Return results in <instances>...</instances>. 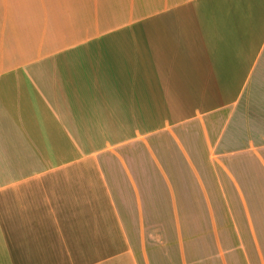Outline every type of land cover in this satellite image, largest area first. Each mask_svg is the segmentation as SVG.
Masks as SVG:
<instances>
[{
  "label": "crops",
  "instance_id": "crops-1",
  "mask_svg": "<svg viewBox=\"0 0 264 264\" xmlns=\"http://www.w3.org/2000/svg\"><path fill=\"white\" fill-rule=\"evenodd\" d=\"M245 157L264 0H0V264H264Z\"/></svg>",
  "mask_w": 264,
  "mask_h": 264
},
{
  "label": "rangeland",
  "instance_id": "rangeland-1",
  "mask_svg": "<svg viewBox=\"0 0 264 264\" xmlns=\"http://www.w3.org/2000/svg\"><path fill=\"white\" fill-rule=\"evenodd\" d=\"M235 163L240 170L243 168L239 175L243 176L244 180H246L248 185V198L251 202L250 204H243L241 202L216 204L214 205L216 213L222 227L228 229L230 235L238 228L244 239H246L247 236L249 237V233L247 235V228L249 225L247 217L253 214L258 223L260 235L264 241V187H262V184H264V177L260 171H258L257 163L250 157L237 158L235 159ZM207 174L211 180L218 179V173L209 172ZM190 209L194 210L193 207ZM190 222L192 223L193 221Z\"/></svg>",
  "mask_w": 264,
  "mask_h": 264
}]
</instances>
